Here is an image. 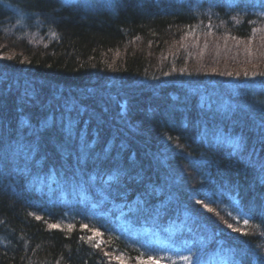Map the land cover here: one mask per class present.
<instances>
[{
  "label": "trees",
  "instance_id": "16d2710c",
  "mask_svg": "<svg viewBox=\"0 0 264 264\" xmlns=\"http://www.w3.org/2000/svg\"><path fill=\"white\" fill-rule=\"evenodd\" d=\"M160 250L264 264V0H0V264Z\"/></svg>",
  "mask_w": 264,
  "mask_h": 264
},
{
  "label": "rangeland",
  "instance_id": "374dc122",
  "mask_svg": "<svg viewBox=\"0 0 264 264\" xmlns=\"http://www.w3.org/2000/svg\"><path fill=\"white\" fill-rule=\"evenodd\" d=\"M232 91L234 93H239V88L237 87H232ZM157 256L160 257L163 261L172 263V264H184L186 259H183L182 257H186L187 253L182 252V251H172V250H167V251H157L156 252Z\"/></svg>",
  "mask_w": 264,
  "mask_h": 264
},
{
  "label": "snow or ice",
  "instance_id": "6c2138e0",
  "mask_svg": "<svg viewBox=\"0 0 264 264\" xmlns=\"http://www.w3.org/2000/svg\"><path fill=\"white\" fill-rule=\"evenodd\" d=\"M205 207H207V205H205ZM245 225L248 223V221H244ZM51 227H58V225H51ZM72 226L70 225L69 228H71ZM86 227V226H84ZM229 227H231V225H229ZM239 231V229H238ZM183 259H188L187 257H182ZM151 259V258H150Z\"/></svg>",
  "mask_w": 264,
  "mask_h": 264
}]
</instances>
